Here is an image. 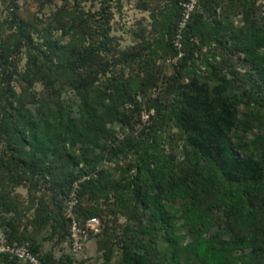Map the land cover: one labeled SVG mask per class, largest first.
<instances>
[{"label": "rangeland", "instance_id": "374dc122", "mask_svg": "<svg viewBox=\"0 0 264 264\" xmlns=\"http://www.w3.org/2000/svg\"><path fill=\"white\" fill-rule=\"evenodd\" d=\"M189 1L0 0V226L10 242L39 243L58 261L68 254L72 219L86 228L98 216L100 232L90 233L80 264H123L125 251L144 247L151 264H172L168 233L145 200L161 197L175 232L186 233V199L166 197L168 176L230 187L193 156L180 128L191 80L228 86L250 124L233 131L232 145L240 159L254 156L264 166V0ZM87 91L99 92L101 105L116 98L123 120L94 121L100 147L88 143L83 163L81 145L64 137L57 153L67 159L33 161L23 122L39 121L42 109L78 114ZM246 200L232 207L211 190L213 231L238 234L245 210L264 226L262 193Z\"/></svg>", "mask_w": 264, "mask_h": 264}, {"label": "trees", "instance_id": "16d2710c", "mask_svg": "<svg viewBox=\"0 0 264 264\" xmlns=\"http://www.w3.org/2000/svg\"><path fill=\"white\" fill-rule=\"evenodd\" d=\"M219 81L215 85L198 80L187 83L185 88L188 98L179 109L177 117L180 128L192 147L193 156L197 160H205L210 172L214 175L219 174L230 187L221 192L210 185L211 189L203 181L194 185L186 177L168 176L166 197L186 199L182 208L186 233L175 232L179 228L165 213V204L161 197L151 195L145 200L150 208L151 220L161 222L168 233L172 264H264V238L258 234L260 231L264 237V226L260 227L254 221L251 211L245 210L241 213L245 218L242 222L245 229L238 234H230V238L225 239L220 228L213 231L216 225L213 220L214 209L213 206L205 204L211 190L216 194L223 193L224 198L231 201L232 207L234 204L245 205L246 199L254 192H261L264 196V166L254 156L240 159L229 138L233 131L240 127V123L245 128H249L250 124L241 118L238 100L230 96L228 86L220 79ZM67 111L57 110L52 114L42 109L39 112V121L29 119L23 122L21 132L27 134L25 135L27 140L24 139V141L30 146L28 154L33 161H39L47 154H58V143L61 137H64V141L73 146L81 145L79 154L83 159L79 162L83 163L88 154V143L96 149L100 147L99 132L92 128L94 121L107 122L124 118V112L120 110L118 100L114 98L112 104L104 102L101 105L97 91L83 93L78 114H74L76 111L72 107L70 111ZM58 157L60 160L67 159L64 151L58 154ZM214 175L210 178L211 182L214 181ZM161 176L164 178L165 174ZM77 180L79 178L76 176L70 186H73ZM190 237L191 240L186 242ZM26 241L31 242V249L40 255L43 262L59 263L69 259L67 254L66 257L53 261L49 253L42 254L39 243H33L31 240L9 242L21 244ZM247 248H249L248 251H246ZM146 249L144 247L140 251H125L123 264H151ZM236 250L241 252L237 253ZM105 256L108 263L111 251L106 252ZM4 260L15 264H28L20 263L7 256H0V264Z\"/></svg>", "mask_w": 264, "mask_h": 264}, {"label": "built area", "instance_id": "2783aa9c", "mask_svg": "<svg viewBox=\"0 0 264 264\" xmlns=\"http://www.w3.org/2000/svg\"><path fill=\"white\" fill-rule=\"evenodd\" d=\"M198 0H190L187 6H195ZM189 14L187 15V17ZM79 187V181L77 180L73 184V188L68 196V201L71 204L78 202L76 196V189ZM101 221L98 217H91L86 228L82 227V224L75 218L72 219L71 234L69 240V259L64 262L50 263L43 262L40 255L33 252L31 249V242L26 241L24 243H10L7 236L3 232L0 226V256H7L10 259L18 260L20 263L28 264H80L82 259L84 244L89 238L90 233L95 235L100 232Z\"/></svg>", "mask_w": 264, "mask_h": 264}, {"label": "crops", "instance_id": "0c3cea01", "mask_svg": "<svg viewBox=\"0 0 264 264\" xmlns=\"http://www.w3.org/2000/svg\"><path fill=\"white\" fill-rule=\"evenodd\" d=\"M92 252H87L85 256H89L91 255Z\"/></svg>", "mask_w": 264, "mask_h": 264}]
</instances>
